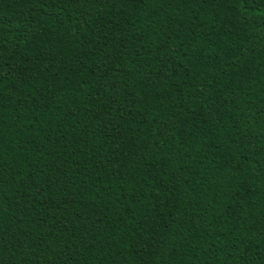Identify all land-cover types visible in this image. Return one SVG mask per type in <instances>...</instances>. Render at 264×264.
I'll use <instances>...</instances> for the list:
<instances>
[{
    "label": "trees",
    "instance_id": "obj_1",
    "mask_svg": "<svg viewBox=\"0 0 264 264\" xmlns=\"http://www.w3.org/2000/svg\"><path fill=\"white\" fill-rule=\"evenodd\" d=\"M0 264H264V0H0Z\"/></svg>",
    "mask_w": 264,
    "mask_h": 264
}]
</instances>
